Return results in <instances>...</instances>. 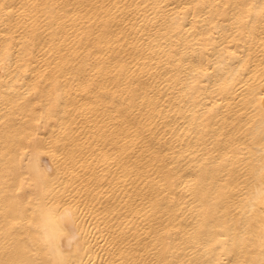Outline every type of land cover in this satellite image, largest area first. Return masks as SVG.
Instances as JSON below:
<instances>
[{
	"label": "bare ground",
	"instance_id": "1",
	"mask_svg": "<svg viewBox=\"0 0 264 264\" xmlns=\"http://www.w3.org/2000/svg\"><path fill=\"white\" fill-rule=\"evenodd\" d=\"M0 264H264V0H0Z\"/></svg>",
	"mask_w": 264,
	"mask_h": 264
}]
</instances>
